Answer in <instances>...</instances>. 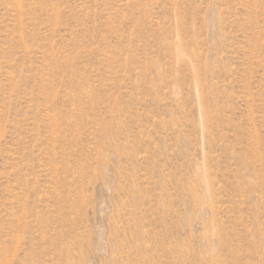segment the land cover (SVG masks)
<instances>
[{
  "label": "rangeland",
  "instance_id": "rangeland-1",
  "mask_svg": "<svg viewBox=\"0 0 264 264\" xmlns=\"http://www.w3.org/2000/svg\"><path fill=\"white\" fill-rule=\"evenodd\" d=\"M0 264H264V0H0Z\"/></svg>",
  "mask_w": 264,
  "mask_h": 264
}]
</instances>
